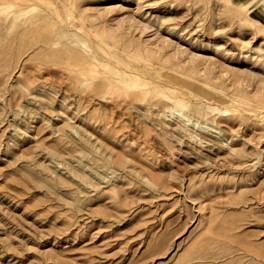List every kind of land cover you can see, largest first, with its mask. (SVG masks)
Returning <instances> with one entry per match:
<instances>
[{"label":"rangeland","instance_id":"rangeland-1","mask_svg":"<svg viewBox=\"0 0 264 264\" xmlns=\"http://www.w3.org/2000/svg\"><path fill=\"white\" fill-rule=\"evenodd\" d=\"M20 3L38 26L0 14V264H264V6Z\"/></svg>","mask_w":264,"mask_h":264},{"label":"bare ground","instance_id":"bare-ground-1","mask_svg":"<svg viewBox=\"0 0 264 264\" xmlns=\"http://www.w3.org/2000/svg\"><path fill=\"white\" fill-rule=\"evenodd\" d=\"M21 0H0V14L3 15L2 21H3V25L2 27L6 28L8 30V32H10L13 28H17V27H24L25 30H30L33 29L34 27L38 26V23L36 22V24H32L29 26H25V22H24V11L26 10V8H18V9H14L12 11V13H8L7 9L9 8H13L17 7V6H21L20 3ZM257 4L264 6V0H257ZM251 8V7H250ZM256 10V9H255ZM255 10L253 12H255ZM258 11V10H256ZM252 12V13H253ZM120 81H126L128 83L127 80H120ZM175 107H184L183 103L181 102H176V106ZM190 137H196V135H189Z\"/></svg>","mask_w":264,"mask_h":264}]
</instances>
